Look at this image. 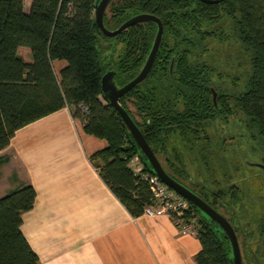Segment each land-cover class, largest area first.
Instances as JSON below:
<instances>
[{"label": "trees", "instance_id": "1", "mask_svg": "<svg viewBox=\"0 0 264 264\" xmlns=\"http://www.w3.org/2000/svg\"><path fill=\"white\" fill-rule=\"evenodd\" d=\"M96 1L31 0L25 9L23 0H0V149L17 128L68 106L87 133L106 139L89 159L130 214L137 216L152 202L141 174L153 171L105 96L101 76L113 69L118 86L135 76L151 48L157 23L139 21L106 35L94 21ZM108 5L110 14L104 13L103 21L109 28L138 12L152 13L163 24L147 75L119 102L156 155H165L164 169L231 222L245 262L264 264V212H255L236 182L215 179L213 187L200 182L190 186L180 177L188 173L174 160L179 148L175 144L181 141L207 157L208 126L234 115L240 116L246 135L256 142L253 149L258 144L264 157V0H109ZM111 39L123 43L117 58L105 52L113 47ZM20 45L29 48L31 60L18 52ZM226 45L237 52V71L217 67L214 53ZM55 59L66 61L58 71ZM224 77L230 78L233 90L220 85ZM135 155L141 163L139 172L129 164ZM35 195L31 183L0 195V264H39L21 230L22 213L32 207ZM191 209L196 211L195 234L201 244L194 255L197 264H232L223 228L192 203Z\"/></svg>", "mask_w": 264, "mask_h": 264}, {"label": "crops", "instance_id": "2", "mask_svg": "<svg viewBox=\"0 0 264 264\" xmlns=\"http://www.w3.org/2000/svg\"><path fill=\"white\" fill-rule=\"evenodd\" d=\"M18 52L31 60L27 46ZM105 144L63 106L17 128L0 149V195L35 188L21 230L39 264H197L195 233L179 232L166 214L131 215L103 181L88 155Z\"/></svg>", "mask_w": 264, "mask_h": 264}, {"label": "rangeland", "instance_id": "3", "mask_svg": "<svg viewBox=\"0 0 264 264\" xmlns=\"http://www.w3.org/2000/svg\"><path fill=\"white\" fill-rule=\"evenodd\" d=\"M105 13L110 14L109 5L106 7ZM111 41L113 47L105 52H109L113 58H117L122 52L123 43L115 39H111ZM236 54L237 52L232 46H218L214 53L217 67L223 71H237ZM61 61L65 63L64 60ZM239 67L241 69L243 64ZM219 83L230 90L234 89L230 86V78L228 77L219 79ZM129 106L131 111L135 113L134 106L131 103ZM238 118H240L239 115L231 116L226 121L218 118L208 126L206 141L209 155L207 157L204 156L203 151L200 153V149L185 148L181 141L175 144L179 148L177 149L178 157L174 160L188 173V177L183 175L180 177L190 186L200 182L213 187L215 179L224 184H228V182L238 183L245 199L252 203L255 212L258 213L261 211L259 206L264 201V172L254 162L261 160L260 151L258 144L253 149L256 142H253L246 135L245 128ZM157 156L161 164L166 166L165 155L158 153ZM238 239L240 243V238ZM240 248L244 264H248L245 262V253L241 244Z\"/></svg>", "mask_w": 264, "mask_h": 264}, {"label": "water", "instance_id": "4", "mask_svg": "<svg viewBox=\"0 0 264 264\" xmlns=\"http://www.w3.org/2000/svg\"><path fill=\"white\" fill-rule=\"evenodd\" d=\"M204 1L215 2L218 0H204ZM108 3H109V0H97L95 8H94V21L96 22L100 30L106 35H115L119 33L121 30L125 29L130 24H133L139 21H144V20L155 21L157 23V30H156L151 48L146 56V59L142 67L140 68V70L135 76H133L131 79H129L124 84L118 86L113 80V74H114L113 69H108L102 74L101 87H102V90L105 96L109 99L110 103L117 109V111L123 118V121L125 125L127 126L128 130L130 131L136 143L138 144L139 148L142 150L147 160L149 161L153 173L156 174L161 180H163L166 184H168L178 193H180L182 196L187 198L192 204L197 206L206 215H208L213 220H215L223 228V230L225 231V233L227 234L230 240L231 250H232V255H231L232 264H244L242 254H241L239 239L237 237L236 231L233 225L231 224V222L227 219L225 215H223L221 212H219L218 210L213 208L211 205H209L195 191H193L191 188H189L188 186H186L185 184H183L176 178L172 177L164 169L156 153L153 151L152 147L147 142L143 133L139 129L137 123L134 121V119L129 114V112L119 102V97L122 94L128 91L136 83L140 82L147 75L154 61L155 54L157 52V49H158V46L161 40L162 30H163V24L160 18L152 13L138 12L126 18L117 27L109 28L104 24V21H103V16H104ZM172 67H173V59H171L170 66H169L170 73L172 72ZM212 91H213V99L215 101L216 91L215 90H212ZM258 164L261 165L262 168L264 169V162L258 163Z\"/></svg>", "mask_w": 264, "mask_h": 264}, {"label": "built area", "instance_id": "5", "mask_svg": "<svg viewBox=\"0 0 264 264\" xmlns=\"http://www.w3.org/2000/svg\"><path fill=\"white\" fill-rule=\"evenodd\" d=\"M135 155L130 165L139 172L141 165ZM143 179H146L152 193V202L146 204L143 212L149 216H158L166 214L175 223L181 233H196V211L191 209L190 201L166 184L154 173H142Z\"/></svg>", "mask_w": 264, "mask_h": 264}, {"label": "flooded vegetation", "instance_id": "6", "mask_svg": "<svg viewBox=\"0 0 264 264\" xmlns=\"http://www.w3.org/2000/svg\"><path fill=\"white\" fill-rule=\"evenodd\" d=\"M260 158H261V160L260 161H258V160L255 161L254 164H256L264 172V169L262 168V166L258 164V163H263L264 162V157L262 155H260ZM259 207H260L261 211L264 212V201L261 203V205Z\"/></svg>", "mask_w": 264, "mask_h": 264}]
</instances>
